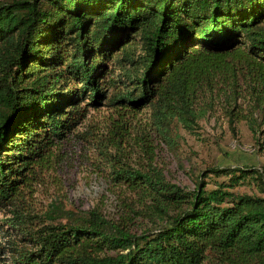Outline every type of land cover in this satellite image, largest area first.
<instances>
[{
  "label": "trees",
  "instance_id": "trees-1",
  "mask_svg": "<svg viewBox=\"0 0 264 264\" xmlns=\"http://www.w3.org/2000/svg\"><path fill=\"white\" fill-rule=\"evenodd\" d=\"M215 95L232 106L230 123L247 99L242 120L264 134V0L0 2L3 264H264V175L253 168L212 166L189 190L152 165L113 167L131 194L116 220L27 206L53 150L90 111L107 109L100 141L120 148L148 109L142 135L174 150Z\"/></svg>",
  "mask_w": 264,
  "mask_h": 264
},
{
  "label": "rangeland",
  "instance_id": "rangeland-1",
  "mask_svg": "<svg viewBox=\"0 0 264 264\" xmlns=\"http://www.w3.org/2000/svg\"><path fill=\"white\" fill-rule=\"evenodd\" d=\"M3 1L7 0H0ZM204 103L207 114L200 120L196 134L179 130L174 150L161 143L154 133L148 137L142 135L139 127L145 129L149 125L148 109L137 114L135 128L120 148L108 147V142L100 141L103 134L107 135L106 121L110 115L107 109L90 111L84 124L53 150L50 164L29 190L27 206L39 215L57 207L68 213L96 210L116 220L123 215L124 205L131 197L124 185L114 181L112 174L113 167L122 164L134 168L152 165L162 170L168 181L189 190L195 187V177L212 166L253 168L264 175V134L254 133L242 120L251 115L248 100H237L238 118L234 123L229 122L227 110L232 106L225 97H207ZM112 135L109 133V137ZM143 144L150 145L146 147L147 155L142 151ZM102 147H106V152H102ZM210 179L213 178L206 179L208 189L213 188ZM235 191L256 193L253 186H242ZM10 210L7 207L0 211V243L4 241L3 223L11 218ZM59 221L65 223L67 219L62 217ZM5 257L0 256V264L5 263Z\"/></svg>",
  "mask_w": 264,
  "mask_h": 264
}]
</instances>
